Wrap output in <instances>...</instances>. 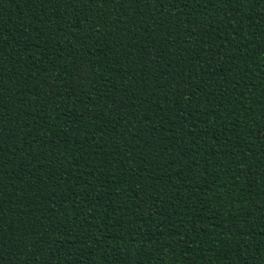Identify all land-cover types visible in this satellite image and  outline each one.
I'll use <instances>...</instances> for the list:
<instances>
[{
    "label": "trees",
    "instance_id": "16d2710c",
    "mask_svg": "<svg viewBox=\"0 0 264 264\" xmlns=\"http://www.w3.org/2000/svg\"><path fill=\"white\" fill-rule=\"evenodd\" d=\"M0 264H264V0H0Z\"/></svg>",
    "mask_w": 264,
    "mask_h": 264
}]
</instances>
